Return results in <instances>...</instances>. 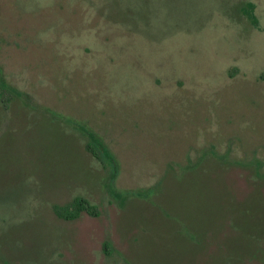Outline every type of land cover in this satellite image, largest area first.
<instances>
[{
	"label": "rangeland",
	"instance_id": "obj_1",
	"mask_svg": "<svg viewBox=\"0 0 264 264\" xmlns=\"http://www.w3.org/2000/svg\"><path fill=\"white\" fill-rule=\"evenodd\" d=\"M0 264H264V0H0Z\"/></svg>",
	"mask_w": 264,
	"mask_h": 264
},
{
	"label": "trees",
	"instance_id": "obj_2",
	"mask_svg": "<svg viewBox=\"0 0 264 264\" xmlns=\"http://www.w3.org/2000/svg\"><path fill=\"white\" fill-rule=\"evenodd\" d=\"M248 16L254 22L258 24V18L254 13V5L251 3L250 8L245 9ZM9 99L5 100L7 104ZM92 144L88 143L87 148L101 161H109L112 163L113 168L116 169L115 157L108 149V147L95 135L91 134ZM55 212L61 218L67 220H73L78 218L83 212L97 216L99 214L96 205L92 204L88 199L84 197H76L70 204L65 206H55Z\"/></svg>",
	"mask_w": 264,
	"mask_h": 264
}]
</instances>
